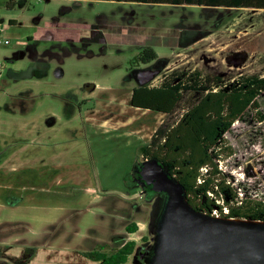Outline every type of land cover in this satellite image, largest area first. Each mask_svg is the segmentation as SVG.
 I'll return each instance as SVG.
<instances>
[{
	"label": "rangeland",
	"instance_id": "obj_1",
	"mask_svg": "<svg viewBox=\"0 0 264 264\" xmlns=\"http://www.w3.org/2000/svg\"><path fill=\"white\" fill-rule=\"evenodd\" d=\"M7 1L0 0V158L20 146H25L22 162L40 156L19 177L32 179L31 187L40 183L43 202L67 208L59 218L63 226L37 237L26 232L23 243L91 252L102 246L95 248L96 236L117 228L116 215H129L132 206L145 203L147 240L126 264H148L165 197L128 186L143 163L139 147L165 116L130 106L136 87L130 63L147 44L152 46L157 60L167 62L152 86L183 71L217 76L224 86L241 77L264 76V10L107 0H22L10 8ZM258 103V110L246 113L224 135L232 155L223 156L218 166L238 197L263 201L264 120L257 118L264 115V92ZM90 190L100 198L93 200ZM32 194L33 188L22 192L27 198ZM92 215L111 220L107 231L89 230L86 240L68 246L65 220H73L78 238L83 234L79 222H91ZM56 234L64 239L55 241ZM33 264L50 263L38 255Z\"/></svg>",
	"mask_w": 264,
	"mask_h": 264
},
{
	"label": "trees",
	"instance_id": "obj_2",
	"mask_svg": "<svg viewBox=\"0 0 264 264\" xmlns=\"http://www.w3.org/2000/svg\"><path fill=\"white\" fill-rule=\"evenodd\" d=\"M17 1L8 0L7 6L14 7ZM107 1L264 10V0ZM155 60L157 54L152 47L144 48L134 57V61L142 64ZM163 63L161 60L159 65ZM262 92L264 76H245L224 86L219 77L203 76L198 71L173 72L158 86L135 87L130 95L131 107L165 116L148 142L139 147L140 157L143 162L157 160L165 172L183 186L185 199L196 211L212 216L216 212L218 217L229 219L264 222V200L238 197L237 189L218 166L223 156L232 155L224 135L234 122L243 120L246 113L258 110V98ZM257 119L262 122L264 115ZM130 178L128 188L132 189L137 184L135 176ZM141 192L149 196L154 194L149 188ZM136 229L134 223L126 226L128 233ZM146 240L144 236L141 242ZM136 248L134 241H126L110 252H104L101 246L80 254L100 264H126Z\"/></svg>",
	"mask_w": 264,
	"mask_h": 264
},
{
	"label": "water",
	"instance_id": "obj_3",
	"mask_svg": "<svg viewBox=\"0 0 264 264\" xmlns=\"http://www.w3.org/2000/svg\"><path fill=\"white\" fill-rule=\"evenodd\" d=\"M139 82L152 81L159 70ZM139 181L165 197L156 222V243L148 264H264V222L201 213L185 199L183 186L155 159L136 171Z\"/></svg>",
	"mask_w": 264,
	"mask_h": 264
},
{
	"label": "crops",
	"instance_id": "obj_4",
	"mask_svg": "<svg viewBox=\"0 0 264 264\" xmlns=\"http://www.w3.org/2000/svg\"><path fill=\"white\" fill-rule=\"evenodd\" d=\"M22 1V0H19ZM17 1L16 3H18ZM12 24V21H9ZM25 146H20L19 149L15 150L10 155L4 154L0 158V177L4 176V180H0V260L7 262L10 259H21L27 258L26 264L35 263L36 259L41 256H44L49 260L50 264H100L99 262L90 261L84 258L79 252L74 250H69V248H53L47 244H36L37 246H32L29 244H24L23 239L26 232H30L33 236H41L48 228H56L60 223V226H63L62 220L59 218L62 215H65L66 207H56L50 206L46 201H42L40 191V183L35 182L31 187V180H24L19 177V172L25 168L35 163V160H40V156L37 158H28L25 162L19 158ZM7 153V152H6ZM41 161V160H40ZM42 166L40 165L39 168ZM59 165L55 164V168ZM35 169V167L33 168ZM17 174L16 177L9 179L8 174ZM39 174H36V171L33 173V181L40 177ZM16 178V180H13ZM13 180V181H12ZM13 182V183H12ZM139 187V186H137ZM14 188V189H13ZM33 188V194L30 198L22 196L23 190ZM140 188V187H139ZM13 189L12 194H8L10 190ZM17 189V190H15ZM19 189V191H18ZM140 188V193L141 192ZM91 197L93 200H97L100 196L94 191L90 190ZM133 193V192H132ZM137 195V192H134ZM13 198V200H8V198ZM146 207V209H145ZM148 205L145 203H140L136 208L133 206L130 208L129 215H116L115 217L118 220L113 219L117 228L112 230L109 235L103 234L102 236H96L95 248H98V244L101 243L103 247H108L109 252L112 249L120 247L126 241H134L137 244V247L140 246L141 239L146 236L148 226H149V212L147 210ZM143 210L146 212L144 213ZM94 220L87 222L81 220L79 225L82 226L83 234H77L78 238H74L72 229L75 228L73 220H65L67 224V232L71 233L70 238H66L70 244H67L70 247H73V243L81 242L86 240L85 235L90 230L98 231L100 229L107 231L109 226V220L106 216L103 215H92ZM100 217V218H99ZM97 223H99L97 225ZM134 223L136 225V231L132 233L126 232V226ZM72 227V228H68ZM22 229L23 232H22ZM61 239H64V235H59ZM57 234L56 238L59 237ZM100 239V240H99ZM102 239V240H101ZM90 240V239H89ZM99 241V242H98ZM28 250L29 253H27Z\"/></svg>",
	"mask_w": 264,
	"mask_h": 264
},
{
	"label": "flooded vegetation",
	"instance_id": "obj_5",
	"mask_svg": "<svg viewBox=\"0 0 264 264\" xmlns=\"http://www.w3.org/2000/svg\"><path fill=\"white\" fill-rule=\"evenodd\" d=\"M101 39H103L102 37H101ZM146 47H152L151 45H146ZM145 47V48H146ZM138 55V54H137ZM136 55V56H137ZM157 59H158V57H157ZM161 60H157L156 61V63L153 65H150L151 63H149V64H142V63H139L138 61H133L132 63V65H130V67H129V71H131V75H132V77H133V79L135 80V82H136V87L137 86H139V82L140 81H142L143 79H144V77L146 76V74H141V73H139V71H141V70H146V69H149L150 71H156V70H159V73L155 76V78L160 74V72L166 67V65H167V62H165V60H163V64L160 66L159 65V62H160ZM136 65V66H135ZM134 67H136L135 69H134ZM133 71V72H132ZM154 78V79H155ZM153 79V80H154ZM152 80V81H153ZM152 81H150L149 83H147V84H145V85H143V86H146V85H148V86H150V87H152V85H151V82ZM139 87H141V86H139ZM135 88V87H134ZM133 88V89H134ZM132 89V90H133ZM132 90H131V92H132ZM131 95V94H130ZM143 162V161H142ZM135 176V178H134V180H135V182H136V184L142 189V190H147L149 187L148 186H146V185H143V184H141V182L139 181L138 182V180H139V177H138V175L137 174H135L134 175ZM145 256V255H144Z\"/></svg>",
	"mask_w": 264,
	"mask_h": 264
},
{
	"label": "built area",
	"instance_id": "obj_6",
	"mask_svg": "<svg viewBox=\"0 0 264 264\" xmlns=\"http://www.w3.org/2000/svg\"><path fill=\"white\" fill-rule=\"evenodd\" d=\"M3 32H4V29L0 28V34L3 33ZM3 43L4 44H8V41L7 40H4ZM225 213H226V211H225ZM214 215L217 216L216 212H214Z\"/></svg>",
	"mask_w": 264,
	"mask_h": 264
}]
</instances>
